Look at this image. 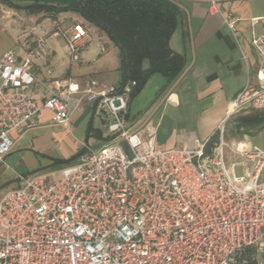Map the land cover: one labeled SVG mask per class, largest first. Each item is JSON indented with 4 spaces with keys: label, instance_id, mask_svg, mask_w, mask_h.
<instances>
[{
    "label": "built area",
    "instance_id": "2783aa9c",
    "mask_svg": "<svg viewBox=\"0 0 264 264\" xmlns=\"http://www.w3.org/2000/svg\"><path fill=\"white\" fill-rule=\"evenodd\" d=\"M205 1L216 9L219 0ZM227 25L234 32V23ZM44 35L63 40L71 63L91 42L80 23L62 29L52 22ZM42 45L39 38L24 60L14 51L0 58V162L13 148L11 134L35 128L42 110L52 123L66 125L73 95L93 105L112 139L62 169L60 180L30 175L3 194L0 264H264V151L239 152L225 140L232 116L264 112V33L251 40L256 85L235 96L214 140L162 150L127 128L134 80L108 89L95 81L81 89L53 80L49 95L36 102L31 58L44 57ZM226 150L242 158L250 174L236 176Z\"/></svg>",
    "mask_w": 264,
    "mask_h": 264
},
{
    "label": "crops",
    "instance_id": "0c3cea01",
    "mask_svg": "<svg viewBox=\"0 0 264 264\" xmlns=\"http://www.w3.org/2000/svg\"><path fill=\"white\" fill-rule=\"evenodd\" d=\"M75 1L0 0V58L14 51L18 60H24L37 40L43 39L44 57L31 58L35 84L30 91L38 103L49 95L53 80L77 84L81 89L90 81L97 82L100 89L122 86L120 53L117 47L110 49L103 41L106 34L71 11L27 10L40 5L68 6ZM163 1L178 9L168 44L174 54L185 59L186 66L173 81L160 74L147 79L128 102L127 128L131 134L137 133L144 145L148 142L158 150L196 148L213 135L235 96L243 88L256 85L258 58L251 40L264 33V0H219L216 9H211L210 2L205 0ZM52 22L62 29L80 23L89 31L91 42L82 50L79 62H70L61 38L44 35L52 30ZM230 22L234 23V32L227 25ZM94 32L97 38H93ZM98 44L105 46V52L99 51ZM67 100L70 118L66 125L52 123L51 113L42 110L35 128L11 134L13 148L0 162V177L10 173L12 178L5 181L6 186L10 182L18 187L22 184L20 178L30 175L57 176L75 161L60 162L76 155L85 144L88 150H98L112 139L108 133H102L104 124L93 116L92 104L80 100L78 95ZM237 116H232L227 125L232 122L233 128ZM230 145L239 152L253 148L264 151V129L252 136L243 135ZM226 157L228 164L236 163L234 170L241 166L242 158L229 153ZM244 167L245 174H250V167ZM261 178L264 179V169Z\"/></svg>",
    "mask_w": 264,
    "mask_h": 264
},
{
    "label": "trees",
    "instance_id": "16d2710c",
    "mask_svg": "<svg viewBox=\"0 0 264 264\" xmlns=\"http://www.w3.org/2000/svg\"><path fill=\"white\" fill-rule=\"evenodd\" d=\"M27 10L71 11L106 34L120 53L122 84L134 80V97L152 74L173 81L186 66L169 48L178 9L163 0H76L68 6H30ZM234 133L252 136L264 129V113L252 111L235 117ZM214 136L209 139V144Z\"/></svg>",
    "mask_w": 264,
    "mask_h": 264
},
{
    "label": "rangeland",
    "instance_id": "374dc122",
    "mask_svg": "<svg viewBox=\"0 0 264 264\" xmlns=\"http://www.w3.org/2000/svg\"><path fill=\"white\" fill-rule=\"evenodd\" d=\"M94 36H95V38H97L95 32L93 33V38H94ZM103 41L110 47V49L111 48L113 49L114 45H113V43L111 42V40L108 37L103 38ZM250 112H252V111H249L248 113H250ZM231 123L232 122H229V124L226 126L225 140H226V143L228 145H230L231 141H233V140L238 141V140H240V138L243 137L242 135H237L236 133H234V129L231 128ZM101 131H102V133L105 136H106V133H108L105 126L101 128ZM226 151L228 153V150H226ZM235 175L239 176V177L240 176H244L245 175V167L243 165L236 166ZM7 179H12L11 176H10V173H5L3 176L0 177V198L9 189H17L19 187V186L18 187L15 186L14 183L11 184L10 182H8L9 184L7 183V186H6V182L5 181ZM60 179H61V175H57L55 178L51 179L50 181L54 182V181H57V180H60Z\"/></svg>",
    "mask_w": 264,
    "mask_h": 264
},
{
    "label": "water",
    "instance_id": "95a60500",
    "mask_svg": "<svg viewBox=\"0 0 264 264\" xmlns=\"http://www.w3.org/2000/svg\"><path fill=\"white\" fill-rule=\"evenodd\" d=\"M12 7H15L16 9H23V7H20V6H15L13 4H10ZM40 6H44V7H48V8H51V6H47V5H40ZM88 148H87V144H85V146L76 154L74 155L73 157L65 160L64 162H60L62 164H68V163H71V162H74L76 161L78 158H80L82 155H84L86 152H87Z\"/></svg>",
    "mask_w": 264,
    "mask_h": 264
}]
</instances>
